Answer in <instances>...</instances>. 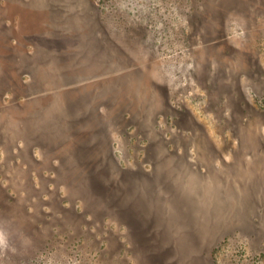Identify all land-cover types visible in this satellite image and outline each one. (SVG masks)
<instances>
[{"label": "rangeland", "instance_id": "obj_1", "mask_svg": "<svg viewBox=\"0 0 264 264\" xmlns=\"http://www.w3.org/2000/svg\"><path fill=\"white\" fill-rule=\"evenodd\" d=\"M0 232V264H264V0H0Z\"/></svg>", "mask_w": 264, "mask_h": 264}, {"label": "trees", "instance_id": "obj_2", "mask_svg": "<svg viewBox=\"0 0 264 264\" xmlns=\"http://www.w3.org/2000/svg\"><path fill=\"white\" fill-rule=\"evenodd\" d=\"M175 188L176 187L174 186V189ZM153 194L156 196V198L160 201L161 204L168 205V203H170V201L168 202V199L166 197V188H165V192L161 188L160 191L153 192ZM115 197H116V199L121 198L120 199L121 201L123 199V195L121 197H119V195L116 194ZM114 200H115V198H114ZM167 207H166V209H167ZM162 213H163V215L165 214L162 211H160L158 214L161 215ZM165 215H167V214H165ZM176 225L179 227H177ZM184 226L179 225L176 221L173 220V224L169 223L168 226H164V227L161 226L160 229L162 231L166 232L165 235L173 234L171 231L172 229H175V230L180 229V231L183 232L184 234L187 233V231L192 230V228L188 224H185ZM200 226L202 227L201 224H200ZM194 229L195 230L200 229L198 224L196 227H194ZM167 240L168 241L166 244H162V246L160 248L158 247L157 249H155L153 252L150 253L151 261L149 262V264H180L181 263L180 256L175 253V249L173 247V241H171L169 238ZM159 246H160V244H159ZM203 253H207V250L204 249Z\"/></svg>", "mask_w": 264, "mask_h": 264}, {"label": "clouds", "instance_id": "obj_3", "mask_svg": "<svg viewBox=\"0 0 264 264\" xmlns=\"http://www.w3.org/2000/svg\"><path fill=\"white\" fill-rule=\"evenodd\" d=\"M4 245H5L4 233L0 232V247H3Z\"/></svg>", "mask_w": 264, "mask_h": 264}]
</instances>
